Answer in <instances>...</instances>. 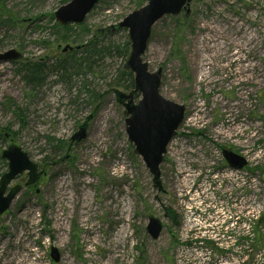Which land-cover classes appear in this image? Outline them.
<instances>
[{
	"label": "rangeland",
	"instance_id": "374dc122",
	"mask_svg": "<svg viewBox=\"0 0 264 264\" xmlns=\"http://www.w3.org/2000/svg\"><path fill=\"white\" fill-rule=\"evenodd\" d=\"M68 1L2 0L12 24L0 26V53L14 48L24 61L54 60L73 51L63 52L65 45L79 51L93 38L109 50L91 56L86 76H50L28 96L18 65L0 61V133L7 134L0 175L10 143L46 171L0 216V264H264V0H190L189 13L152 26L142 59L149 71L161 69L160 94L185 107L159 185L128 140V99L117 100L132 90L120 75L129 53L115 47L129 39L118 24L147 0H99L81 25L65 30L54 12ZM9 99L23 111L8 110ZM227 125L239 134H219ZM80 126L86 136L72 139ZM51 139L63 146L56 154ZM193 142L213 172L188 170L182 150ZM225 148L243 156L245 168L224 163ZM46 156L56 163L45 164ZM166 206L181 227L165 219ZM150 215L164 224L157 239L146 231Z\"/></svg>",
	"mask_w": 264,
	"mask_h": 264
},
{
	"label": "water",
	"instance_id": "95a60500",
	"mask_svg": "<svg viewBox=\"0 0 264 264\" xmlns=\"http://www.w3.org/2000/svg\"><path fill=\"white\" fill-rule=\"evenodd\" d=\"M98 2L99 0H69L55 10L54 18L59 25L82 24ZM189 2L190 0H147L146 4L131 11L118 24L127 29L128 33L130 52L126 67L133 73L134 89L128 94L118 92L117 99L119 102L128 99L124 104V113L128 115L125 118L128 140L133 143L134 152L142 158L157 185L159 165L163 161L167 144L183 119L185 107L160 94L161 69L149 71L142 54L147 47L153 24L165 15H177L181 10L189 13ZM78 48V45H65L62 51ZM21 56L19 51L12 48L0 53V61L18 60ZM135 91L140 94L136 103L132 100ZM85 136L86 129L80 126L72 139L81 140ZM223 155L234 168H241L246 163L245 159L231 151L224 150ZM1 157L7 161V170L0 175V216L9 208L23 186L36 184L45 173L43 169L38 170V164L32 162L27 152L15 143L7 145L2 150ZM23 172H26V180L11 185ZM162 227L157 217L149 216L146 231L152 239L159 237ZM59 255L55 247L50 248V256L54 261L59 260Z\"/></svg>",
	"mask_w": 264,
	"mask_h": 264
},
{
	"label": "trees",
	"instance_id": "16d2710c",
	"mask_svg": "<svg viewBox=\"0 0 264 264\" xmlns=\"http://www.w3.org/2000/svg\"><path fill=\"white\" fill-rule=\"evenodd\" d=\"M4 3L0 0V26L8 24H12V17L9 13L2 11L4 9ZM70 25L61 26L63 29H69ZM98 41L93 38L86 42L85 44H81L83 49L79 51H71L67 52L66 54L55 58L54 60H45V61H24L19 60L12 62L15 66H17L16 72L22 79L25 88H27L26 96L31 95L32 92L41 88L44 83L46 82L47 78L50 76H55V81H70L72 75H85L87 72L92 71V64H91V56L94 55H101L104 51L109 50V47H99ZM115 50L121 54L129 53V42L126 40L124 45L121 47H115ZM121 77L126 76L128 77V84L124 85L126 88H133V75L130 70H121L120 72ZM119 80V79H118ZM117 80V84L119 81ZM84 86V85H83ZM84 88V87H83ZM79 90V89H78ZM80 92V90H79ZM138 95L137 93H134ZM88 96L91 102H95L97 96L95 93H89ZM94 100V101H93ZM7 109L11 110L13 113H21L23 110L22 108L17 105L12 99L7 101ZM9 130V129H8ZM0 137L2 140H5L6 136L5 133H0ZM53 139L48 140L49 143L52 142ZM60 142V141H59ZM53 148V153L56 154L58 151L63 149L61 143H51ZM46 156L43 160L45 164H52L55 163L57 160L55 157ZM50 162V163H49ZM3 163H5L3 161Z\"/></svg>",
	"mask_w": 264,
	"mask_h": 264
},
{
	"label": "flooded vegetation",
	"instance_id": "af4514ba",
	"mask_svg": "<svg viewBox=\"0 0 264 264\" xmlns=\"http://www.w3.org/2000/svg\"><path fill=\"white\" fill-rule=\"evenodd\" d=\"M185 112V110H184ZM184 116V115H183ZM183 120V119H182ZM182 122V121H181ZM181 124V123H180ZM180 126V125H179ZM179 128V127H178ZM177 132V130H176ZM176 134V133H175ZM175 136V135H174ZM173 136V137H174ZM172 137V138H173ZM171 138V139H172ZM170 142V141H169ZM168 145V144H167ZM166 149H167V146H166ZM224 150H227V151H231L235 154H237L238 156H240L241 158L245 159L243 156L239 155L238 153H236L235 151H233L232 149H222V156H223V160H224V163H226L230 168H234L232 166L229 165L228 161L226 160L225 156L223 155V151ZM183 151V154H184V157H183V160L186 162V164H188V170H190L191 172H194L196 173L195 171L196 170H206V171H211L213 172V165L212 166H209L208 168H205L203 167L200 163H199V155H201V157H204L203 153H205V150H202V144L200 143H191L187 149L185 150H182ZM166 153V152H165ZM199 154V155H198ZM165 155V154H164ZM246 160V159H245ZM206 161V160H205ZM208 161H211L208 160ZM247 160H246V163L241 167V168H245V166L247 165ZM241 168H236V169H241ZM186 172V171H185ZM201 172V171H200ZM217 172V171H215ZM188 173V172H187ZM186 173V174H187ZM193 173V175H194ZM164 217L165 219H167L168 222H171V223H174V226L176 228H179L181 227V222L179 220V218L177 217V215L175 214L174 210H172L170 207L166 206L164 208ZM162 229L164 228V224H162ZM167 226V225H165ZM162 231V230H161ZM169 232H173V229L172 230H169ZM148 233V232H147ZM161 233V232H160Z\"/></svg>",
	"mask_w": 264,
	"mask_h": 264
},
{
	"label": "bare ground",
	"instance_id": "6f19581e",
	"mask_svg": "<svg viewBox=\"0 0 264 264\" xmlns=\"http://www.w3.org/2000/svg\"><path fill=\"white\" fill-rule=\"evenodd\" d=\"M238 129H239V127H232V125H227V128L224 132H221V131H218V132H219V134H223L226 137H231V136H237L239 134ZM182 173H185V171H182ZM187 176L189 177V175H187ZM228 176H230V175H228ZM186 181H187L186 179L183 180V182H186Z\"/></svg>",
	"mask_w": 264,
	"mask_h": 264
}]
</instances>
